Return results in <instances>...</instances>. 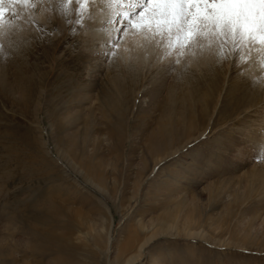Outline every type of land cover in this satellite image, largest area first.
<instances>
[{
	"label": "rangeland",
	"instance_id": "1",
	"mask_svg": "<svg viewBox=\"0 0 264 264\" xmlns=\"http://www.w3.org/2000/svg\"><path fill=\"white\" fill-rule=\"evenodd\" d=\"M98 5L87 9L94 20L86 11L88 31L76 34L70 29L78 26L65 22L76 19L75 3L63 6L66 17L59 0L3 5L14 24L0 38V64L15 71L3 62L10 41L18 42L35 72L32 97L16 76L0 81V264H264V156L254 159L264 144V96L252 98L249 88L250 73L260 71L257 53L243 76L231 54L222 60L220 88L205 114L193 107L191 121L175 119L184 122L179 129L167 124V113L166 124L155 126L165 104L177 117L174 101L189 107L199 94L197 84L178 79L202 47L161 61L159 38L142 34L151 43L143 59L128 47L122 68L117 47L109 63L91 35L104 28ZM131 56L140 65L145 59L149 89L140 90L145 80L132 82L131 75L114 77L131 70ZM155 83L165 85L153 101ZM163 126L166 138L151 143ZM171 137L178 138L171 150L157 148Z\"/></svg>",
	"mask_w": 264,
	"mask_h": 264
},
{
	"label": "snow or ice",
	"instance_id": "2",
	"mask_svg": "<svg viewBox=\"0 0 264 264\" xmlns=\"http://www.w3.org/2000/svg\"><path fill=\"white\" fill-rule=\"evenodd\" d=\"M35 2L36 0H0V38L14 24L13 20L7 18L10 9L3 5L7 3L34 8ZM59 3L61 7L58 12L65 17L68 9L63 6L72 3L77 5L76 19L65 20L66 23L78 26L70 29L73 34L78 29L88 31L84 18L89 5L106 4L109 8L115 6L119 9L114 10V14L122 18L124 23L114 27L118 20L104 18L102 23L105 27L101 29V40L97 41L101 55L109 63L115 54L114 50L119 46L121 35L129 30L132 35L147 36L151 33L158 37L157 44L164 49L161 61L174 52L182 54L185 48L198 45L203 47L201 41H206L209 46L216 45V63L228 59L231 54L233 64L241 76L251 68V65L245 67V64L255 51L261 75L252 76V80L254 85L259 83L264 87V0H59ZM132 8H137L138 11L128 10ZM97 11L103 13L104 9L98 8ZM12 16L20 19L14 10ZM87 19H95L91 11H87ZM15 26L22 30L20 25ZM2 48L3 45L0 44V49ZM175 62L179 63V60ZM262 156L264 144H261L260 154L254 159L259 160Z\"/></svg>",
	"mask_w": 264,
	"mask_h": 264
},
{
	"label": "bare ground",
	"instance_id": "3",
	"mask_svg": "<svg viewBox=\"0 0 264 264\" xmlns=\"http://www.w3.org/2000/svg\"><path fill=\"white\" fill-rule=\"evenodd\" d=\"M97 5V4H96ZM104 5V4H103ZM20 6V5H19ZM95 6V5H94ZM98 7H103L102 4L98 5ZM96 7V8H98ZM106 9V11H103V13H100L99 12V19H98V22H101L103 21L104 18L106 17H110L113 19V13H111L112 11H110L108 8V5L106 7H103ZM108 9V10H107ZM116 9V7H115ZM118 10V9H117ZM129 11H132V12H136L138 11L137 8H132V9H128ZM27 13V12H26ZM57 20V19H56ZM116 20V19H115ZM60 25V24H59ZM104 25V24H103ZM99 26V25H98ZM98 26H95V28H93V31H92V36L95 37V38H98V39H101V29L98 27ZM102 26V25H101ZM120 26V23H116L114 25V27H119ZM105 27V25H104ZM152 35V34H150ZM149 35V36H150ZM141 36H143L142 34H139V35H132L131 34V30L129 31H126L124 32L122 35H121V39H120V43H119V49H121L120 53H119V58H115L116 61H117V64L118 66H121L122 67V64L121 62L122 61H126L127 60V57L126 55V49L129 47L131 50L133 49H136L138 52V55L140 57V59H143V57L141 56H144L145 54V50L146 49H150L151 47H149L151 45V43L149 42H146L142 40ZM31 38V36H29ZM29 37H26V38H29ZM42 37V36H41ZM25 35L22 36L21 40L25 41ZM29 38V41L30 43H33L31 41V39ZM56 38V37H55ZM91 38V37H90ZM33 39V38H32ZM20 40V41H21ZM34 40H37V37L35 36L33 41ZM150 39H148L149 41ZM38 41V40H37ZM54 41V40H53ZM85 41V40H84ZM44 42V41H43ZM92 42V41H91ZM151 42V40H150ZM18 43V42H17ZM17 43H13L11 42V46H12V49H11V53L7 55L6 58H4V63L6 64H9L11 65L12 67L15 66V71H11L10 73H7L6 71V68L2 66V64H0V81H5L7 80L10 76L14 75L16 76L17 78H19V80H21V82L18 84V86H25L28 88V93H29V96L32 97L31 93L34 92V80L32 79V75H34V72L35 70L33 69V65H29L25 62V56L26 54L28 53L27 51V46H26V42H25V46H26V49L23 47V46H16ZM34 44V43H33ZM40 44V43H39ZM95 44V42H94ZM28 47H29V44H27ZM41 45V44H40ZM91 45V44H90ZM31 46V44H30ZM37 46V45H35ZM94 46V45H93ZM39 47V46H38ZM95 47V46H94ZM98 47V46H97ZM33 48V46L31 47V49ZM41 48V47H39ZM100 48V47H99ZM128 48V49H129ZM45 49V48H44ZM95 49V48H94ZM98 49V48H97ZM95 49V50H97ZM105 49V47H104ZM107 49V48H106ZM105 49V50H106ZM129 49V50H130ZM31 51V50H30ZM215 51H216V45L213 44L211 46L207 45L205 46V44L203 45L202 49H201V54L196 56V58H194L195 60L193 62V68H187V69H180L181 70V77L178 79L180 80L179 82L181 84H184V85H187V86H193V84H197L196 87H195V90L199 93H194V96H193V99H192V104H186L188 105L189 107H185L184 104H180V101L178 99H176V101H174V106L178 105V107L180 106V113L179 115L176 116H173V115H170V107L165 104V107L163 109H160V111H162V115L156 120L155 122V126L157 124H160L161 120L164 119V117L168 114V118H172V121H167V124L171 127L173 126H177L179 127V129L181 128H184L183 123H177V121L179 119H182L184 120L185 117L187 116L188 119L191 121V117L192 115L188 116V112L193 108H198L199 110H201L202 113L205 114V109L206 107L204 106V104L208 103L210 97H211V93L213 91H215L216 89H219L220 88V70H219V67L220 65L223 63L222 60L220 63H216V59L217 57L215 56ZM3 52V51H2ZM88 52V51H87ZM31 53V52H30ZM4 54V53H3ZM130 55V54H129ZM127 55V56H129ZM137 56V55H136ZM123 57V58H122ZM121 58L123 60H121ZM1 59V58H0ZM128 60L130 61V64H131V70L130 68H126V69H123L121 70V75L120 76V73L119 71L115 69V78L118 79L119 77L121 78H124V77H129V75H131V77H129L130 81L132 82H139V81H143L145 80L144 82L140 83V90H142V88H148V85L149 84H152L151 81L149 82V84L147 83V76L149 75H146L143 71V68L142 66H144V62H145V59H144V62L142 63L141 62V65H140V60H138V57H135V56H131V57H128ZM199 61V62H198ZM214 61V64L212 65H209L211 62ZM147 62V61H146ZM146 64V63H145ZM117 66V65H116ZM147 66V65H146ZM37 67V66H36ZM35 67V68H36ZM98 67V66H97ZM123 68V67H122ZM141 70V73H138V71ZM149 68V66L147 67ZM96 70V69H95ZM147 70V69H146ZM145 70V71H146ZM149 70V69H148ZM178 70V69H177ZM37 71V70H36ZM149 72H151L149 70ZM148 72V73H149ZM140 74V75H139ZM7 75H9V77H7ZM127 75V76H126ZM261 75V72L259 71H253L250 73V76H260ZM205 77H208L209 78V83H205L203 78ZM125 79V78H124ZM123 79V80H124ZM164 85L163 83H155V85H153L154 89L153 90H150L149 92V96L152 97V100L154 101L156 99V97L159 95V93L161 92V90L164 88ZM117 88L120 87V84L119 85H115ZM240 87V86H239ZM151 88V87H150ZM249 88H250V91H251V97L254 98L255 96L259 95V93L263 94L264 96V87H262L259 83H256L254 85L253 81H251L250 85H249ZM136 89V88H135ZM139 89V88H138ZM149 89V88H148ZM238 89V88H237ZM30 91V92H29ZM139 92V91H138ZM103 93V92H101ZM176 94V93H175ZM101 95V94H100ZM242 95V94H241ZM240 95V97H241ZM103 96V95H102ZM134 96V95H133ZM147 100V99H146ZM183 101V100H182ZM191 106V107H190ZM105 108V107H104ZM182 111H184V115L181 116V113ZM197 113V112H196ZM107 114V113H106ZM204 115H201V119L203 118ZM176 117V118H175ZM200 117V115H199ZM103 118H106V117H103ZM194 118V117H193ZM173 119H178L177 121L175 120V122L177 124L173 125ZM198 118H196L197 120ZM160 122V123H159ZM161 124H166L165 121L163 120V123ZM190 124V122H189ZM191 125V124H190ZM197 125V124H196ZM158 126V125H157ZM160 127V126H159ZM157 127V128H159ZM196 127V126H194ZM156 128V129H157ZM166 128H164V126L162 128H160L159 132H156L154 134H152V136L150 137V140L152 141L151 143L153 142H159L160 139H162V135L163 137H165L164 135V130ZM196 130V129H195ZM186 135V134H185ZM170 136V135H169ZM166 138V137H165ZM172 138H168L165 143L163 142H160V144H157V148H160V147H163L165 149H172L174 147V144L173 143H176L177 139L175 138L173 141H172ZM159 139V140H157ZM173 142V143H172ZM150 150V148H149ZM156 149H154L153 151H155ZM159 161V160H158ZM45 239L47 241L51 240L52 239V236H53V233H51V231L49 232H44L43 233ZM54 249V248H53ZM47 252V251H46ZM49 253V252H48Z\"/></svg>",
	"mask_w": 264,
	"mask_h": 264
}]
</instances>
